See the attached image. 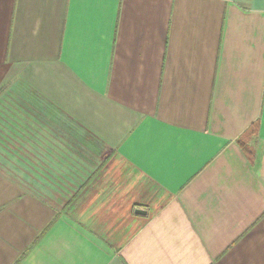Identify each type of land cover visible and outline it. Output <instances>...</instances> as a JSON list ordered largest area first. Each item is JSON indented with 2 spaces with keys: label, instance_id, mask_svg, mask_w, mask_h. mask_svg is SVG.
Segmentation results:
<instances>
[{
  "label": "crops",
  "instance_id": "obj_1",
  "mask_svg": "<svg viewBox=\"0 0 264 264\" xmlns=\"http://www.w3.org/2000/svg\"><path fill=\"white\" fill-rule=\"evenodd\" d=\"M0 264H264V0H0Z\"/></svg>",
  "mask_w": 264,
  "mask_h": 264
},
{
  "label": "trees",
  "instance_id": "obj_2",
  "mask_svg": "<svg viewBox=\"0 0 264 264\" xmlns=\"http://www.w3.org/2000/svg\"><path fill=\"white\" fill-rule=\"evenodd\" d=\"M241 146H242L244 152L247 153V154L250 156V155H251V151H250V149L246 146V144H244V143L241 142Z\"/></svg>",
  "mask_w": 264,
  "mask_h": 264
},
{
  "label": "water",
  "instance_id": "obj_3",
  "mask_svg": "<svg viewBox=\"0 0 264 264\" xmlns=\"http://www.w3.org/2000/svg\"><path fill=\"white\" fill-rule=\"evenodd\" d=\"M136 212H143V211H141V210H137Z\"/></svg>",
  "mask_w": 264,
  "mask_h": 264
}]
</instances>
